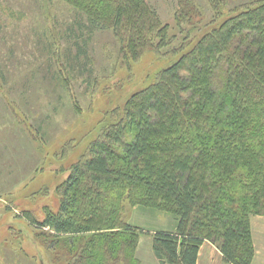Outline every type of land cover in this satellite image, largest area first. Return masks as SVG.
Returning <instances> with one entry per match:
<instances>
[{
	"label": "trees",
	"instance_id": "1",
	"mask_svg": "<svg viewBox=\"0 0 264 264\" xmlns=\"http://www.w3.org/2000/svg\"><path fill=\"white\" fill-rule=\"evenodd\" d=\"M62 1L74 10L72 32L112 29L129 66L146 48L161 51L171 43L150 0ZM207 1L212 19L203 26V6L178 0L181 31L206 30L179 59L149 76L122 111H110L100 122L89 154L60 185L58 209L46 208L42 220L26 212L49 245L75 256L68 261L81 256L83 264H119L136 233L122 221L128 201L175 216L173 230L154 234L162 264H197L205 241L227 263L254 264L251 217L264 215V0L230 8L229 0ZM227 8L229 15L219 20ZM55 30L49 51L65 56L58 72L67 87V75L71 79L76 69L83 74L79 67L90 63L78 59L88 38L74 36L75 56L56 48Z\"/></svg>",
	"mask_w": 264,
	"mask_h": 264
},
{
	"label": "rangeland",
	"instance_id": "2",
	"mask_svg": "<svg viewBox=\"0 0 264 264\" xmlns=\"http://www.w3.org/2000/svg\"><path fill=\"white\" fill-rule=\"evenodd\" d=\"M196 1L204 8V26L212 19V9L207 0ZM244 1L229 0L228 7ZM150 2L169 27L171 43L161 51L146 48L129 66L119 57L120 46L112 29L89 33L88 29L72 32L68 28L75 15L66 2L0 0V264L85 262L81 256L76 263L68 261L75 256L49 245L40 236L44 231L31 225L26 212L42 220L46 208L58 209L60 185L71 166L89 154L100 122L110 111H122L133 93L147 85L149 76L179 59L191 46L188 42L206 30L181 31L175 21L178 0ZM229 8L219 20L229 15ZM83 20L86 26V18ZM55 29L60 34L54 43H59L56 48L61 46L63 53L70 49L77 56L74 36L88 38L87 51L78 59L85 64L89 58L90 63L87 68L79 67L83 74L76 69L71 79L67 75V87L61 80L65 76L60 78L58 72L60 64H67L65 56H53L49 51ZM120 213L136 233L119 264H162L153 250L154 234L173 230L175 216L128 201ZM251 222L254 264H264V215L252 216ZM115 230L131 235L123 228ZM202 260L200 264H205Z\"/></svg>",
	"mask_w": 264,
	"mask_h": 264
},
{
	"label": "crops",
	"instance_id": "3",
	"mask_svg": "<svg viewBox=\"0 0 264 264\" xmlns=\"http://www.w3.org/2000/svg\"><path fill=\"white\" fill-rule=\"evenodd\" d=\"M201 260L206 262L205 264H230L223 260L220 250L210 242H205L201 246L197 264H200Z\"/></svg>",
	"mask_w": 264,
	"mask_h": 264
}]
</instances>
